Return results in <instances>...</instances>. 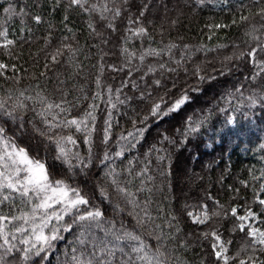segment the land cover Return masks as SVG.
Listing matches in <instances>:
<instances>
[{"label":"trees","instance_id":"obj_1","mask_svg":"<svg viewBox=\"0 0 264 264\" xmlns=\"http://www.w3.org/2000/svg\"><path fill=\"white\" fill-rule=\"evenodd\" d=\"M92 2L114 6L111 0ZM115 6L120 8L121 16L113 18L109 12L104 20L99 14L71 7L69 0H0V24L15 41L9 52L0 49V63L10 65L0 77V100H7L9 106L19 100L26 106L17 112L22 128L21 119L13 123L6 116L0 117V126L15 143L33 156L42 157L53 179L78 188L106 217L115 218L118 226L122 222L131 230L136 228V220L126 212L117 215L113 209L117 197L109 173L115 170L120 186L134 193L161 226L167 264H201L202 260L204 264H215L204 232L218 229L232 240L230 255H235L245 242L244 233L233 230L232 207L243 214L245 206H250L256 213L257 227L264 230V206L257 203L258 198H264L260 191L264 187V73L257 75L251 58L240 55L253 48L258 51L264 44V19L256 15L264 2L116 0ZM141 11L143 17H139ZM37 15L40 24L34 22ZM241 16L248 19L242 21ZM129 17L139 18L148 36L132 35L129 27L140 25H129ZM89 22L95 31L88 27ZM108 23H113L116 30L108 28ZM217 24L224 27H211ZM57 49L63 55L53 63L51 56ZM150 50L159 55H148L141 63L139 55ZM260 57L264 53L259 54L257 62ZM161 63L166 66L163 70ZM13 67L17 71H12ZM137 67L139 72L135 71ZM149 67L156 70L154 76L147 72ZM157 78L162 87L151 83ZM133 84L152 95L138 99L141 93L132 88ZM185 91L190 100L181 110L141 123L161 96L172 102ZM39 97L67 110H54L53 123L83 118L90 111L96 116L91 122L95 126L91 160L83 171L82 166L70 169L56 159L55 144L34 131L43 127L39 116L42 105L35 102ZM106 120L112 125L107 144L102 142ZM137 127L144 128L139 143L122 157H115L124 143L121 135ZM55 131L58 135L72 134L78 147H68L88 159V145L82 134L68 129ZM106 152L109 160H104ZM161 156L165 159L158 162ZM130 167L135 175H129ZM145 168L147 171L142 173ZM101 188H107L110 200L101 196ZM209 197L219 202L215 209ZM205 204L209 205V213L215 210L220 217H212L204 225L192 223L187 212L198 213ZM25 210L30 211V207ZM12 212L19 214V208ZM76 236L75 228L63 233L64 238L55 242L46 259L35 257L32 264L70 262ZM146 241L150 246L157 244L153 237H146ZM240 255L246 258L244 253ZM255 255L260 257L258 251ZM16 261L17 254L13 253L9 262Z\"/></svg>","mask_w":264,"mask_h":264},{"label":"snow or ice","instance_id":"obj_2","mask_svg":"<svg viewBox=\"0 0 264 264\" xmlns=\"http://www.w3.org/2000/svg\"><path fill=\"white\" fill-rule=\"evenodd\" d=\"M59 0H57V3ZM114 5L109 7L108 3L98 4L92 0H69V5L75 9L87 13H96L101 19L107 20L105 13L111 12L113 18L121 16V10L116 7V0H111ZM264 0H256L259 5ZM127 3V0H124ZM5 11H9L5 9ZM144 11L139 13V17L144 16ZM256 15L264 19V7H260ZM36 24L42 23L39 15L35 16ZM68 17H65L67 20ZM247 16H241L242 21H246ZM129 25H140L133 29L129 27L128 31L136 37L148 36V30L143 26V22L137 18L133 20L129 17ZM93 28L91 22L88 25ZM108 28L115 31L113 23H108ZM214 29L223 28L224 25H212ZM93 31L95 29L93 28ZM67 38V37H65ZM259 43V41L257 40ZM15 45V41L9 38V30L0 24V49L9 52ZM170 47H175L171 45ZM125 51H127L125 49ZM260 53H264V44H261L258 51L250 49L247 53H241V57L248 56L257 67V75L264 73V57H260V62H257ZM63 53L57 49L56 53L51 56L53 63H58V56ZM148 55H159L154 50L143 52L139 55L141 63L144 62ZM227 59H231L230 57ZM130 63V61H129ZM47 66V65H46ZM163 63L160 64V69H165ZM10 65L0 63V77L4 76ZM12 71H17L12 68ZM113 71H123V69L113 68ZM135 71L139 72L137 67ZM174 71V69H172ZM132 69L129 68V74ZM147 72L155 75L156 70L149 67ZM44 75V73H41ZM143 74L141 79H143ZM201 80L205 77H200ZM151 83L159 88L162 87V82L159 78L154 79ZM100 82L97 81L99 87ZM127 87V85H125ZM132 88L140 91V100H146L152 94L147 92V89H139V85L133 84ZM112 92V89H108ZM24 93H20L23 96ZM99 97V93L97 94ZM119 99V97H117ZM8 99H12L11 96ZM31 100L32 97H27ZM190 100L189 94L185 91L176 96L172 102L165 100V97H160V102H155L151 105L148 115L143 117L141 123H146L149 118L162 119L172 113L182 109V107ZM36 103L42 105V111L39 113L42 128H34V131L44 137L49 143L55 144L56 159L68 165L70 169L82 166L81 171L89 166L92 154V134L95 131L93 123L96 116L92 112H87L83 118H65L63 121H56V116L52 113L56 109L61 112L63 109L59 103L48 102L44 97H39ZM123 102V101H121ZM162 104L164 105L162 107ZM25 104L17 100L16 103L8 105L7 100H0V117L6 116L9 120L16 122L21 119L20 127H23L22 118L17 116V112H22L25 109ZM114 107V105H113ZM95 108V106H93ZM35 111V109H32ZM110 115V114H109ZM107 125L103 129L102 142L107 144L110 140L111 122L106 120ZM68 129L74 133H80L84 137V143L88 145V159H82L78 152H73V147H78L77 140L72 134L58 135L56 129ZM144 128L137 127L134 131H129L127 135H121L120 140L124 141L120 145V150L115 153V157H122L124 152L131 147H135L139 143V137L143 134ZM110 156L106 152L104 160H109ZM164 157H158L157 161H163ZM73 161H76L74 164ZM147 171L145 168L142 173ZM141 173V174H142ZM112 176L110 181L115 189L117 203L113 205L114 212L119 215L127 213L136 220V228L141 231L137 232L136 228L129 230L122 222L118 223L115 218H108L105 213L95 205L90 199L81 193L78 188H73L65 183L62 179H53L51 173L46 166L42 157L33 156L25 148L15 143L14 139L7 134L5 127L0 126V264H10L9 257L13 253L17 254L16 264H32L35 257L41 260L46 259L47 253L52 250L54 244L58 240H62L63 233L72 232L76 229L77 236L71 252V261L66 264H167L168 255L164 250L162 237L159 233L160 225L153 219L151 213L146 206H141L137 201L136 195L120 186L119 174L115 170L109 173ZM129 175H135L131 167ZM247 187V185H245ZM264 192V187L260 189ZM101 196L110 200L107 188H101ZM215 207L219 204L213 197ZM17 202H19L17 204ZM111 202V201H110ZM257 203L264 206V198H258ZM221 208L222 205H219ZM30 207L29 210H25ZM7 208L6 212L4 209ZM13 208H19V214L12 212ZM139 209V211H137ZM209 205L201 206L199 215H194L192 211L187 212V216L192 218V223L197 225L207 224L212 217H220V212L212 210L209 213ZM233 221L234 231L244 233L242 239L244 244L238 249L235 255L229 254V245L232 240L223 236L218 229L210 232H204L203 238L210 241L209 255L213 258L215 264H264V230L259 227H253L251 220L256 219V213L250 206H245L243 214H238L237 208L230 209ZM172 220H176L172 216ZM238 221L239 223H236ZM169 226L173 227L171 221ZM102 233L103 235H99ZM146 237L156 239V245H149ZM169 238H172L169 236ZM251 251L252 254H249ZM260 253V257L256 256V252ZM240 253H244L246 258ZM201 264H204L202 260Z\"/></svg>","mask_w":264,"mask_h":264},{"label":"rangeland","instance_id":"obj_3","mask_svg":"<svg viewBox=\"0 0 264 264\" xmlns=\"http://www.w3.org/2000/svg\"><path fill=\"white\" fill-rule=\"evenodd\" d=\"M229 123H232V120H229ZM199 214H200V212L194 213V215H199ZM257 221H258V219H257V216H256V219L255 220H251L248 223H250L253 227H257Z\"/></svg>","mask_w":264,"mask_h":264}]
</instances>
